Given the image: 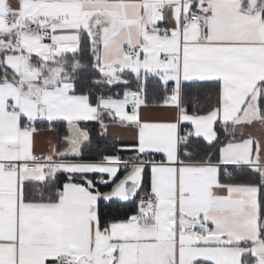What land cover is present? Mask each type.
Instances as JSON below:
<instances>
[{"label":"snow or ice","instance_id":"6c2138e0","mask_svg":"<svg viewBox=\"0 0 264 264\" xmlns=\"http://www.w3.org/2000/svg\"><path fill=\"white\" fill-rule=\"evenodd\" d=\"M84 70L123 92L78 91ZM150 76L166 119L142 115ZM192 84L215 102L190 112ZM262 100L264 0H0V264H264ZM87 121L134 143L85 159Z\"/></svg>","mask_w":264,"mask_h":264},{"label":"trees","instance_id":"16d2710c","mask_svg":"<svg viewBox=\"0 0 264 264\" xmlns=\"http://www.w3.org/2000/svg\"><path fill=\"white\" fill-rule=\"evenodd\" d=\"M83 43L87 44V37L83 38ZM91 70H84L79 73V79L77 81V90L78 91H84L87 89H91L94 94H98L103 92L105 95H113L115 96L116 93H122L124 88L123 86H113L109 87L107 85L103 86H96L93 85L91 82V76H92ZM130 87L132 89L136 88V83L133 81L131 83ZM170 89V86H168ZM217 85L210 84V85H201V84H192L190 87H186L185 92V100L188 105V109L191 112L192 111V101L193 98H198L199 104L198 107L200 108H207L211 104H213L216 100V94H217ZM147 88H148V97L151 102L153 100L162 98L164 93V85L162 82L159 81L158 78L155 77H149L147 81ZM93 99H95V95L93 96ZM262 105H264V100L261 101ZM82 128L87 129V131L90 133V142H84L83 152H84V158L90 159V160H96L101 158L104 154H112L113 149L115 146L122 144L116 141L115 139L107 138L104 136V134L101 132V127L98 122L90 121V122H81L80 125ZM38 127L45 128L46 125L38 123ZM57 128L59 129L58 133L60 136V147H64L65 145L62 143V137L66 135V125L63 122H60L57 124ZM218 134L219 139L221 142H227L223 131L218 128ZM214 151V150H212ZM132 153L129 151L121 152L120 155L123 157H128ZM157 160L160 159L159 156L156 157ZM253 177H249L245 172L236 171L233 174V180L236 182H249L253 180ZM61 183H63V178H61ZM101 191H108L109 188L105 187L103 185L99 186ZM149 187L148 183H145L144 188L147 190ZM135 205L134 204H127L126 206H121L119 203H112V204H106L101 203L100 204V210L102 213V216L104 219H121L125 216L131 214V212L134 210Z\"/></svg>","mask_w":264,"mask_h":264},{"label":"crops","instance_id":"0c3cea01","mask_svg":"<svg viewBox=\"0 0 264 264\" xmlns=\"http://www.w3.org/2000/svg\"><path fill=\"white\" fill-rule=\"evenodd\" d=\"M151 77V76H150ZM170 88L172 87V82H169ZM142 115L145 119L149 120H162L166 119L171 116V113L161 109V108H154L151 105L142 111ZM90 122V121H87ZM43 129L42 127H39ZM101 132L104 134L105 137L115 139L119 143L122 144H132L134 143L133 140V133L130 130H127L122 127H118L111 123H108L107 131L105 132L104 129L101 128ZM258 135L257 133H254ZM49 142L56 144L60 147V136L58 132H46L42 131L40 134L36 136V152L39 154L40 152H46L49 147Z\"/></svg>","mask_w":264,"mask_h":264}]
</instances>
